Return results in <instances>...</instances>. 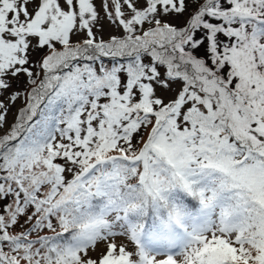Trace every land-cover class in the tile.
<instances>
[{
	"label": "snow or ice",
	"instance_id": "snow-or-ice-1",
	"mask_svg": "<svg viewBox=\"0 0 264 264\" xmlns=\"http://www.w3.org/2000/svg\"><path fill=\"white\" fill-rule=\"evenodd\" d=\"M0 264H264V0H0Z\"/></svg>",
	"mask_w": 264,
	"mask_h": 264
}]
</instances>
